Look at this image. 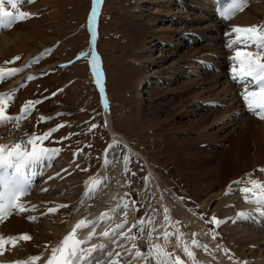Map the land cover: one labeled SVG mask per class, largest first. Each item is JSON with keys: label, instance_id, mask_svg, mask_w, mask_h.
<instances>
[{"label": "bare ground", "instance_id": "bare-ground-1", "mask_svg": "<svg viewBox=\"0 0 264 264\" xmlns=\"http://www.w3.org/2000/svg\"><path fill=\"white\" fill-rule=\"evenodd\" d=\"M101 1L95 3L93 0L92 8L96 10V19L92 21L90 14L87 27L91 34L92 58H96V67L95 70L93 69L94 78L102 91L101 104L107 126L112 134V140L104 151L105 160L108 161L107 156L111 157L117 150L115 143L117 140L130 142L113 125L108 96L98 64L99 31L97 24ZM215 1L134 0L130 8L135 11V15L129 16L124 26L131 33L134 46L132 56L137 63L123 69L121 86L128 88L135 85L136 89L139 87L144 89L148 82L159 85L161 79L168 84L173 80H175L174 83L178 81L175 87L165 89L162 85L156 87L152 93L155 95L161 93L167 96L168 100L163 104H151L146 110H142V116L143 118L155 117L153 122H147L146 128H159L167 133L182 130L193 134L187 137L167 135V139L174 148V155L180 166L187 170V177L195 199L202 202L201 206L205 211H193L186 206V201L174 196L173 192L166 188L167 185L163 186L164 181L161 180L160 174L147 161L151 186L149 195L152 202H150L155 211L151 245L160 243L163 246V233L169 232L172 235L169 237L170 243L166 246V251L172 253L173 256H179L182 264H244V262L264 264V204L255 202L264 196V193H261L259 189H253L247 193L241 191L242 188H252L250 180L264 182V171H260L264 169V121L252 115L244 101V94L241 95L245 89H249V86L257 85L252 80L250 82V78H233L234 75H239L241 61L246 62L250 58L259 59L257 53L264 51V48L251 42L247 46L233 43L238 35L233 32L235 27L264 25V0H251L246 8L228 22L215 17ZM147 5L150 6L148 10L144 9ZM144 11L148 13L145 15ZM17 22L15 21L13 26ZM162 23H168V25L159 26ZM174 24L180 27H173ZM25 36L22 31L9 33V28H0V61L15 54L18 51V44H22ZM205 40L207 43L197 46ZM230 44L231 47H229ZM184 46L187 49L181 51V47ZM36 50L27 54L26 58L28 59ZM156 50H159L158 53L155 52ZM237 50H240L242 54L234 60L233 57ZM244 53H250L251 57ZM213 57L220 65L215 67L212 74L206 71L204 66L211 65L205 60ZM91 64L93 67V59ZM139 64H142V67ZM54 65H46L43 69ZM224 65H229V71L223 68ZM138 67L145 70L141 72ZM234 67L237 68L236 73L233 72ZM181 78H187V81H181ZM22 81V75H19L11 80L10 87L19 85ZM195 105L207 111L204 110L205 112L194 117L188 124L175 126L179 117L195 112L196 108L192 107ZM160 113L165 114L164 117L159 115ZM18 118L19 116H16L15 120L0 126V145L12 146L14 143H20L23 149L31 152L33 145H30L28 141L33 140L38 152L41 148L46 149L43 142L36 141L35 135L28 133V128L21 130L19 125H14V121L17 122L20 119ZM219 144L226 146L218 149ZM113 147H115L114 151ZM207 149H211L210 154H207ZM136 151L147 160L141 151ZM61 153L62 151H58L53 155L49 152L38 161L22 168L21 174L31 176V182L34 179L36 181L45 180L48 175H52L50 181L46 183V185H52L46 191L48 194L40 195L34 210L30 209L26 217H18L13 213L3 224H0V235L5 238L21 234H28L32 237L31 240L16 241L14 246L13 243L6 244L3 254L0 255V264H23L32 256H41V259L33 264H45L51 254V248L57 246L81 219L92 221L93 224L77 230L79 239L84 240L95 229V235L82 247L91 249L92 245L97 247L100 244L107 245L104 254L97 251L93 253V256H99V260H102L105 256L107 257V252H112L113 256L107 257V261L112 264L116 262L118 264H138L139 262L143 264L140 261L141 258H136L134 254L122 259L124 254L128 253L127 248L122 247V249L125 248V253H123L117 243L113 242V239L118 237V233L114 231L118 214L125 208V205H128V201L124 197L122 199L124 191L122 182L124 181L120 180L118 185L116 184L118 188L110 187L108 195L103 199L89 201L91 196L98 193L100 186L90 187L92 183L86 180L85 173L82 172L81 159L76 158L73 153ZM42 167L50 169L51 172L43 176ZM7 170L12 171V169ZM0 171L5 170L0 169ZM234 181L242 182L233 183ZM41 188L39 187L43 190ZM63 188L67 192L65 195L59 194ZM33 195L34 193L27 200H32L35 197ZM61 204L68 205V207L58 208L55 216H46L44 220L46 226L36 233L37 224L32 225L28 217L36 218L49 208H56ZM213 204V213L217 214L221 211L224 216L222 221L226 224L227 236L230 238L229 245L225 244L224 236L213 234L212 226L207 222L209 219L206 218V209ZM165 208L168 209V220H165ZM102 213H108L110 219L99 221L98 217ZM240 213L246 215L242 217ZM247 216L254 219L255 226L245 227L242 222ZM238 218L240 219L239 224L235 223ZM234 219H236L235 222ZM130 220L127 219L123 228H118L127 234L119 239L120 243L126 240L131 241L127 238L129 236L127 225ZM102 231H109L111 236L100 235ZM179 240H183L194 252V257H188L182 247L177 246ZM193 240H196L201 247L193 245ZM137 241L141 244L139 238ZM170 244L174 245V250L171 249ZM204 245L207 246V250L204 249ZM117 253L120 255L117 256ZM202 259L205 263H202ZM92 264H97V261L93 260Z\"/></svg>", "mask_w": 264, "mask_h": 264}, {"label": "rangeland", "instance_id": "rangeland-1", "mask_svg": "<svg viewBox=\"0 0 264 264\" xmlns=\"http://www.w3.org/2000/svg\"><path fill=\"white\" fill-rule=\"evenodd\" d=\"M133 1L102 0L98 17V64L109 99L113 125L128 138L136 150L141 151L147 157V161L153 165L156 172L160 174L161 180L164 181L163 186L167 185L166 188L173 192L177 198L186 201V206L193 211L203 212L205 210L201 206L202 202L195 199L194 191H192L191 183L187 177V170L180 166L177 157L174 155V148L170 145V140L167 139V135L187 137L193 134L182 130L167 133L159 128H146L145 125L153 122L155 117L143 118L142 116V110H146L151 104H163L168 100V98L166 99L167 96L161 95V93L158 95L152 93L156 87H161V85L163 89L175 87L178 81L174 83L175 80H173L168 84L161 79L159 85L148 82L144 89L141 87L136 89L135 85L128 88L121 86L123 69L137 63L132 56L134 46L131 33L124 26L125 20L129 16L135 15V11L130 8ZM92 2L93 0H21L18 5L19 10L33 15L31 18L18 21L9 29V33L22 31L26 36L22 44H18V51L15 54L0 61V68H20L23 71L11 77H8L7 72H5V78L0 82V101L3 102L8 115L21 116L19 121H14V125H19L21 130L28 128V133L34 134L35 138L40 137L38 142L43 141L47 150H59L62 151L61 154L64 152L73 153L76 158L81 159L82 172L85 173L86 180L92 183L90 187L98 184L101 189L95 196H91L89 201L103 199L108 195L110 187L118 188L116 184L118 185L120 180L124 181V183L122 182V187H124L122 199L124 197L130 204L125 208L126 210L124 209L125 211L122 210L119 213L117 224L124 223L125 219H131L127 225L128 231L131 229L128 235L131 236L137 232L135 236L141 242L139 244L137 239L135 242L126 240L127 242H124L126 246L120 243L122 246L118 248L123 250V253H125V248L122 249V247H126L128 251L122 257L124 258L130 256L129 252L134 254L137 249L144 254L152 250L151 241L147 237L149 233H152V227L155 224V211L153 205L151 206L152 201L149 195V193L151 194L149 191L151 187L148 178L149 172L142 160L121 143H119L121 150L114 151L115 147H113L114 152L111 157L110 155L107 156L108 161L104 157V148L112 140V136L104 121L100 92L94 82L91 65V34L87 26ZM5 8L15 11L7 3ZM149 8L150 6L147 5L144 9L148 10ZM147 13L148 11H144L145 15ZM166 25L168 23H162L159 26L165 27ZM173 27L178 28L180 25L174 24ZM205 43H207L206 40L198 43L197 46H202ZM35 49L37 50L31 53L27 59V54ZM186 49L185 46L181 47V51ZM158 51L155 52L158 53ZM17 56L20 59L14 64L5 63ZM38 56L41 57L39 62H33L31 66H28ZM24 60L26 61L22 64ZM50 64L60 66L52 67L45 73L37 74L44 66ZM139 66L142 67V64ZM140 67L138 69L141 72L145 70ZM26 73L27 75L20 87H10V82L14 77L17 78V76ZM28 76H35L36 78L28 80ZM180 80L186 82L187 78ZM21 85L25 86L21 87ZM3 92L4 94H2ZM27 101L43 102L30 105L32 110L29 112H22ZM192 107L196 108V113L192 112L179 117L175 126L183 123L188 124L194 117L196 118L207 111L198 105ZM159 115L164 117L165 114L160 113ZM41 117L50 119L42 121ZM60 125L64 126L59 127ZM47 133L50 135L45 138ZM224 146L226 145L219 144L217 147L221 149ZM207 150V154H210L211 149ZM48 171L50 172L48 169L45 170V173ZM44 184L40 186L44 187ZM50 185L52 184H47L45 188H41L43 190L37 189L34 192L35 200L32 199L33 202L28 204L29 207L34 202L38 203L41 194H48L44 189L50 188ZM49 191L51 192L52 189ZM65 193H67L65 188L59 192L61 195H65ZM213 206L214 204L206 209V218L211 220L213 214L222 221L224 218L222 212L219 211L214 214ZM125 212L128 213L127 217H125ZM43 214L38 215L34 221L29 220L32 225L37 224L36 233L40 228L46 226L44 221L46 216L52 217L55 213L47 214L46 211L44 216ZM24 215L25 212H17L16 216ZM235 220L233 221L235 222ZM137 221L144 223L133 228V224ZM235 223L239 224L240 219L238 218ZM210 224L213 234L224 236L225 244L229 245L230 238L227 236L224 221L219 226L214 223ZM244 225L251 227L247 223ZM139 227L144 228L143 233L139 231ZM123 234L127 236V234ZM141 236L143 238H140ZM133 243H135L136 248L132 247ZM170 245L171 249L174 250V245ZM228 249L230 250V248ZM141 262L154 264L155 260L143 261L141 259Z\"/></svg>", "mask_w": 264, "mask_h": 264}, {"label": "snow or ice", "instance_id": "snow-or-ice-1", "mask_svg": "<svg viewBox=\"0 0 264 264\" xmlns=\"http://www.w3.org/2000/svg\"><path fill=\"white\" fill-rule=\"evenodd\" d=\"M95 3H99L100 0H94ZM11 6V9L15 11H9L5 8V4ZM21 3V0H0V28H11L15 21L25 20L31 18L33 15L32 13L24 12L19 10L18 5ZM235 10L239 11L242 10V5L237 4L235 5ZM92 21L96 19V10L95 8L92 9L91 12ZM226 19L231 18V14L225 17ZM237 35L236 39L233 43H239L247 46L249 42L256 44L258 47L264 48V25H252L248 27H240L237 26L233 29ZM242 34V35H241ZM232 45L230 44L229 47ZM47 51V50H46ZM241 51L237 50L236 55L233 59H238L241 56ZM43 55V54H42ZM244 55L251 57L250 53H244ZM259 59L250 58L246 62L241 61L239 64V75H234V79H251L254 84L257 85V89L253 91H246L244 94V101L248 107V110L252 112L254 115H257L260 119H264V51L257 53ZM20 57H14L11 61H6V64H14ZM41 57H35L32 62L28 66H31L33 62H39ZM95 57L93 58V69L95 70ZM23 69L20 68H9L4 69L0 68V82H2L5 78L4 74L7 72V76L11 77L20 72ZM233 72H237V68H233ZM35 76H28V80L35 79ZM25 85H21L23 87ZM10 95V94H5ZM55 95V94H53ZM43 101H27L22 108V112H29L32 109L29 107L30 105H34L37 103H42ZM16 117H12L6 113V110L3 106V102L0 101V126H3L6 122L15 120ZM50 118L41 117V120H46ZM64 125H60L59 127H63ZM58 130V129H55ZM50 135V133L45 134V138ZM41 139L40 137L36 138V141ZM28 143L33 145L32 151L28 152L27 150L23 149L20 143H14L12 146L8 145H0V169L7 170L12 169L11 172L8 171H0V187L10 188L11 194L7 197L0 195V223H2L8 216H10L13 210H16L19 213H24L28 211V209L24 208L23 205L20 203L21 198L26 195V191L24 186L22 185L19 176L21 173L22 168H25L29 163L38 161L42 157L52 152V154H57L59 150H47L41 148L38 152L35 147V143L33 140H29ZM260 171H264V169H260ZM147 179V178H146ZM242 181H234L233 183H241ZM249 183L252 185V188H242L241 191L243 192H250L253 189H259L261 193H264V182L258 180H250ZM96 187H99L97 184ZM231 187V186H230ZM47 191V189H44ZM182 199V198H181ZM247 200V197H246ZM256 203L264 204V196L258 198ZM68 207V205L61 204L58 205L56 208H49L47 210L48 213H55L58 211V208ZM125 208L128 206L125 205ZM135 210V209H134ZM165 212V220L169 219L168 216V209H164ZM128 213L125 212V217H127ZM240 216H245V213H240ZM28 219L35 220V217L29 216ZM110 219L108 213H102L98 220L103 222ZM201 219L203 217L201 216ZM208 223H214L216 226H219L222 221H220L217 217L213 216L211 220L207 221ZM127 223V219L124 220L123 224L117 225V228H123L124 224ZM143 221H137L133 224V228H137L138 226L142 225ZM179 223V221H177ZM93 224L92 221H87L86 219H81L76 223L74 228L70 233H68L62 241L55 247L51 248V254L45 264H92L93 260L97 261V264H112V262L106 260H99V256H93L94 252H99L100 254H104L107 249V245L100 244L98 247L96 245H92L91 249H85L82 245L87 244L92 237L95 235V229L88 234V236L81 240L77 236V230L81 229L82 227H88L89 225ZM139 231L143 233L144 228L139 227ZM131 232V229H129ZM100 235L104 237H110L111 233L109 231H102ZM172 234L169 232H164V244L163 246L160 243H154L151 245V249L147 254L140 252L138 249L135 251L134 256L136 258H141L145 261L155 260L156 264H177L180 261L179 256H173L172 253L166 251V246L170 243L169 237ZM183 235V234H181ZM31 236L28 234H21L20 236L16 237H3L0 235V255L3 254V250L6 244L13 243V246L16 241L19 240H31ZM131 241H135L137 237L135 235H131L127 237ZM140 238H143L142 236ZM147 239L151 241L152 236L151 233L148 234ZM213 239H215V235H213ZM193 245L196 247H201V245L196 241H192ZM178 247H182L183 252L188 257H194V252L189 249V247L185 244L183 240H179L177 245ZM133 248H136L135 243L132 245ZM205 250H207V246H203ZM117 256L120 254L117 253ZM129 255H133V253L129 252ZM113 256L112 252H107V257L110 258ZM41 256H32L27 261L23 262V264H33L35 261H39ZM118 264V262H116ZM247 264V262H244Z\"/></svg>", "mask_w": 264, "mask_h": 264}, {"label": "water", "instance_id": "water-1", "mask_svg": "<svg viewBox=\"0 0 264 264\" xmlns=\"http://www.w3.org/2000/svg\"><path fill=\"white\" fill-rule=\"evenodd\" d=\"M92 59H93V58H92ZM92 59H91V60H92Z\"/></svg>", "mask_w": 264, "mask_h": 264}]
</instances>
